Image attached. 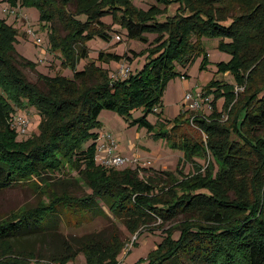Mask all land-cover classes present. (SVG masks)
I'll return each mask as SVG.
<instances>
[{
	"label": "trees",
	"instance_id": "16d2710c",
	"mask_svg": "<svg viewBox=\"0 0 264 264\" xmlns=\"http://www.w3.org/2000/svg\"><path fill=\"white\" fill-rule=\"evenodd\" d=\"M158 1L165 7L175 3L174 14L155 21L153 14L160 12L156 6L141 12L128 0H8L11 5L39 9L40 19L49 23L52 51L60 53L62 66H69L72 76L48 77L39 73L45 90L27 81L17 64L34 63L15 52L16 31L0 19V190L32 178L49 186L51 181L61 179L55 178V173L58 176L65 171L75 172L73 181L81 180L90 192L72 196L62 188L57 194L49 193L48 203L24 208L0 220V264H29L25 258L30 252L14 249L11 237L27 228H47L61 213L71 212L78 218L90 214L107 216L99 202L132 234L151 220L165 222L182 216L148 252L145 264H264V175L262 179L251 178L238 191L231 184L235 182L233 171L247 166L250 152L256 155L257 173L264 170V136L252 139L245 135L246 127L264 126V82L257 85L264 66L250 73L245 71L249 53L253 51L255 55L264 48V0ZM115 10L122 11L120 22L129 37L146 42V33L156 35L143 66L115 80L94 61L77 70L78 61L87 56L88 39H109L110 28L100 16ZM82 15L84 21L79 19ZM115 20L119 21L118 17ZM203 36L220 38L218 47L231 54L228 61L216 64V71L230 74L234 83L212 78L202 89V97H208L210 92L214 98L224 96L223 109L232 115V123L219 126L216 117L220 114L212 100L210 116L185 111L171 127L155 135L180 147L187 159L210 153L214 163L208 161L203 170L201 165H194V171L182 180L160 170L162 183L156 190L149 177L139 176L140 168L115 170L96 162L99 132L95 129L100 111L114 110L127 123L150 130L152 125L145 117L159 104L166 81L177 74L175 63L185 64L199 54L205 59ZM97 55L98 60L128 58L104 51ZM253 85L257 86L253 89ZM238 93L247 96L245 101L229 110L234 100L241 102ZM15 108L21 109L22 115H26V108L34 109L32 112L39 117L37 132L23 141L16 139L15 127L8 121ZM138 109L142 115L132 117V111ZM217 131L226 133L225 139L213 138ZM62 183L63 179L51 186L56 189ZM200 187L208 191H196ZM174 231L178 232L176 237ZM99 235L85 234L75 241L78 246L74 248L63 241L62 248L67 256L82 248L92 256L86 264H117L118 249L107 253L103 261L101 254L109 244H104ZM51 260L58 264L67 261L64 257Z\"/></svg>",
	"mask_w": 264,
	"mask_h": 264
},
{
	"label": "rangeland",
	"instance_id": "374dc122",
	"mask_svg": "<svg viewBox=\"0 0 264 264\" xmlns=\"http://www.w3.org/2000/svg\"><path fill=\"white\" fill-rule=\"evenodd\" d=\"M129 3L138 11L147 12L150 6H156L160 12L153 14V20L161 21L167 15H173L177 6L175 3L166 6L158 0H128ZM164 7L166 10L161 12ZM118 17L119 21L115 19ZM123 17L121 10L115 12L104 13L100 16V20L107 24L110 28L108 34L109 39H103L99 36H93L85 43L87 48V56L85 59H80L76 65L77 70L84 68L87 62L94 61L96 66H99L110 74L116 71L120 64L127 65L130 68V73H135L143 66L148 47L156 36L154 33H146L147 41L131 38L128 35L127 28L120 22ZM0 19H3L7 24L12 25L15 29V36L13 46L15 52L34 63V66L17 64L23 77L34 83L40 89L45 90L43 81L38 77V74H44L48 77L56 74L72 76V69L69 66H62L63 58L60 53L52 51L49 40V23H45L39 17V9L36 6L28 5H11L8 0H0ZM81 21L85 20V15L79 16ZM231 19V18H230ZM229 19V20H230ZM226 21L225 23L229 22ZM220 38L205 37L201 38L202 47L206 54L203 60V55H195L189 62L185 64L175 63L174 70L176 75L170 77L162 91L160 102L155 107L154 111L146 115V120L152 125L148 128L144 125L127 123L118 112L110 109H102L97 116L99 126L95 129L99 133H109L115 140V152L123 157H127L128 161L123 162L120 166L115 167V170H124L125 168H140L139 176L148 178L156 185V190L162 182H159V171L166 170L173 174L178 180H182L186 175L194 171V165H201L202 170L206 167L208 161L214 163V159L207 153L206 156L195 155L190 159L186 158L184 151L178 146H171L168 140L161 135H155L156 132L164 128H169L173 125L175 119L183 112L195 114H204L210 116L213 112L210 101H214V107L220 115L217 118V123L222 128L228 127L232 123V115H228L223 109L224 96L214 98L213 92H210L208 97H202V89L212 78H218L227 83L233 84L234 80L228 73H217L216 64L221 61H228L231 54L218 47ZM225 41H228L225 38ZM259 41V40H258ZM262 43L264 42L261 40ZM99 51L116 53L118 55H125L128 58L98 60L97 54ZM133 51L136 53L134 54ZM254 58V59H253ZM19 62V59H17ZM264 66V48L260 52L253 51L249 53V61H246L245 71L250 73L256 67ZM262 79L259 83L264 82V72L260 73ZM112 79L111 77H109ZM257 85H253L254 89ZM242 90V88H239ZM186 94H191L192 98L199 94L198 108H189L188 100L184 97ZM244 95V94H242ZM237 94L240 103L234 100L228 107L229 110L235 105L239 107L246 99L245 96ZM15 107V106H14ZM30 108V107H29ZM26 108L25 114L28 118V124L22 132L20 125L15 126L16 139L19 141L26 140L33 132H37V123L39 117L32 111L34 109ZM25 110V109H23ZM186 112V115H187ZM21 114V109L15 108L16 114ZM142 115L141 109L132 111V117H139ZM25 116V115H24ZM185 118V115L183 116ZM11 117L8 119V121ZM11 124V120L9 121ZM12 127V126H11ZM18 127V128H17ZM245 131V129H243ZM100 135V134H99ZM98 135V136H99ZM226 133L217 131L213 138L216 140L225 139ZM245 135L250 138L264 136V126L257 128L246 127ZM205 139V135H202ZM232 137L237 138L235 134ZM98 143V142H97ZM97 145V144H96ZM247 148V147H244ZM245 150V149H244ZM251 158L248 159L246 167L239 170H234L232 178V189L238 191L247 186L253 177L262 179L264 170L257 173L255 169L256 155L249 153ZM102 153L96 150L95 161L99 163V158ZM237 167L234 166L233 169ZM217 167L213 170L216 171ZM55 179L51 181H61V186L56 189L52 188L51 184L45 186L41 181L32 178L22 183H15L9 187L0 190V220L8 218L11 214H17L24 208H33L39 203L49 202V193L56 191L60 192L63 188L69 195L81 196L90 192V189L80 180L73 181L76 176L75 172L66 174L65 171L54 174ZM67 180V181H65ZM206 192L207 187H200L196 191ZM106 212L107 216L102 215H86L78 218L71 212L65 215L61 213L59 217L55 218L50 226L44 229L27 228L11 237L9 240L13 243L16 250H25L24 253H29L28 257H23L29 264H58V262L51 260L53 257H60L67 259L65 264H86V259L91 258L89 253L78 250L77 248L70 256H67L62 248L63 241L69 243L73 248L77 245V239L85 236V234L100 233L101 241L109 244L101 257L103 261L107 257V253L119 250L116 259L117 264H145V259L148 252L155 247V245L166 234V231L171 229L175 224L181 221L182 216L175 219L162 222L160 220H151L150 222L141 225L139 230L132 234L125 226V223L108 212L107 208L101 203H98ZM66 217V218H65ZM177 231H174L173 236L176 237ZM78 246V245H77ZM65 255L67 257H65ZM90 256V257H89Z\"/></svg>",
	"mask_w": 264,
	"mask_h": 264
},
{
	"label": "built area",
	"instance_id": "2783aa9c",
	"mask_svg": "<svg viewBox=\"0 0 264 264\" xmlns=\"http://www.w3.org/2000/svg\"><path fill=\"white\" fill-rule=\"evenodd\" d=\"M130 73V68L127 65L120 64L117 68L116 71H113V74H110V77L112 78L111 80H115L118 78H125L129 75ZM184 97L188 100H191L188 103L189 108H198L199 107V102H198V97L199 94H197L196 97L192 98L191 94H186ZM16 122L15 126L20 125L22 127V130H25V127L28 124V118L26 115L22 114H16L11 116V123L14 126V123ZM18 128V127H17ZM24 130L22 132H24ZM116 148V143L115 140L111 137L109 133H100L98 136V143L96 145V150L102 153V157L99 158V164L105 167H117L120 166L123 162L128 161L127 157H123L116 153L114 150Z\"/></svg>",
	"mask_w": 264,
	"mask_h": 264
},
{
	"label": "crops",
	"instance_id": "0c3cea01",
	"mask_svg": "<svg viewBox=\"0 0 264 264\" xmlns=\"http://www.w3.org/2000/svg\"><path fill=\"white\" fill-rule=\"evenodd\" d=\"M100 134V133H99Z\"/></svg>",
	"mask_w": 264,
	"mask_h": 264
}]
</instances>
